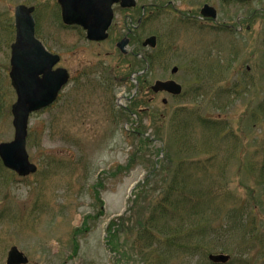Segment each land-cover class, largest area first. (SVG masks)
Segmentation results:
<instances>
[{"label":"rangeland","instance_id":"obj_1","mask_svg":"<svg viewBox=\"0 0 264 264\" xmlns=\"http://www.w3.org/2000/svg\"><path fill=\"white\" fill-rule=\"evenodd\" d=\"M137 1L146 6L149 20L158 17L130 39L133 53L151 56L144 78L149 83L172 78L182 85L183 96L158 94L145 103L148 96L141 93L127 102L131 81L107 87L113 76L145 67L143 60L122 56L115 47L126 32L124 16L137 17L139 9L116 10L109 38L96 43L87 41L80 28L63 25L57 0H0V143L14 136L16 95L9 72L18 4L36 7L38 38L60 55L57 66L70 74L56 103L30 117L27 152L36 173L20 178L0 160V264L12 246L28 257V264H147L135 239L153 204L180 159L192 157L201 169L208 155L181 152L175 144L172 119L182 110L189 118H221L217 121L240 140L235 151H212L211 177L194 187L210 192L201 205L208 208L212 229L235 225L225 209L231 201L252 203L245 187H255L259 207L252 212L251 227L257 230L238 229L221 247L230 249L223 252L234 264H264V179L257 172L256 184L246 166L251 159L264 165V0ZM204 2L216 8L218 22L234 30L189 27L188 13ZM151 34L158 36V47L143 48L141 42ZM173 66L179 68L174 76Z\"/></svg>","mask_w":264,"mask_h":264},{"label":"trees","instance_id":"obj_2","mask_svg":"<svg viewBox=\"0 0 264 264\" xmlns=\"http://www.w3.org/2000/svg\"><path fill=\"white\" fill-rule=\"evenodd\" d=\"M219 120V119H216ZM197 122L206 134V144L211 151H224L225 148H233L240 143V140L227 129V125L222 121L210 119H197ZM227 135H229L227 137ZM173 136L180 150H198V144L194 140L193 128L187 120L177 122L174 126ZM227 137V138H226ZM215 158L210 157L202 164L195 160L181 161L173 170L171 179L165 187L159 199L152 206L149 216L144 226L137 236L136 244L141 251H146L149 264H210L205 260V252L216 248L221 249L220 242H224L234 235L238 229H247L252 233L256 228L251 224L252 212L259 204L256 202L254 193L255 187H245L249 194H252V203L234 202L227 210L228 221H235V225H219L210 227V219L207 214L208 208L201 204L207 200L209 191L204 192L194 186H199L203 181L211 177L212 166ZM248 172L255 176L256 184L264 179V165L260 168L256 159H251L246 163ZM215 180L214 178H212ZM212 185H216L214 181ZM217 197V195H216ZM223 197L214 200L215 205H220ZM224 210V211H225ZM214 230V231H212ZM234 264V262L228 263ZM238 264H245L238 262Z\"/></svg>","mask_w":264,"mask_h":264},{"label":"water","instance_id":"obj_3","mask_svg":"<svg viewBox=\"0 0 264 264\" xmlns=\"http://www.w3.org/2000/svg\"><path fill=\"white\" fill-rule=\"evenodd\" d=\"M62 9V19L66 25H80L87 30L89 40H104L106 29L112 19L111 5L121 1L123 6H131L133 0H58ZM33 8L19 5L15 9L16 39L12 44L10 78L17 94V101L12 106L15 128L14 140L0 144V157L4 165L20 176L36 171V166L28 160L26 137L30 113L42 110L52 104L61 88L68 81L65 69L53 70L59 56L45 50L34 36V22L31 16ZM103 13V24L100 26V14ZM155 38L147 42L154 45ZM126 42L118 46L124 52ZM176 68L172 70L173 73ZM155 92L167 91L179 94L181 88L173 81H157L152 87ZM215 263H225L227 255H210ZM27 258L16 247L11 248L7 264H26Z\"/></svg>","mask_w":264,"mask_h":264},{"label":"flooded vegetation","instance_id":"obj_4","mask_svg":"<svg viewBox=\"0 0 264 264\" xmlns=\"http://www.w3.org/2000/svg\"><path fill=\"white\" fill-rule=\"evenodd\" d=\"M233 1H236L238 3L239 2L240 3H247V2H242L241 0H232V1L228 2V3H231ZM136 2H137V4L133 8H122L118 4L113 6V9H116V10L121 9L122 11L131 9L132 12H135L137 9L140 10V15L137 16V17H135L136 14H134V13L126 14L124 16V20L122 22V24H123V28L122 29L126 30L125 35L128 37L129 42H130V39H131L132 35L135 33V31L138 30L143 24H146L148 22L152 23V21L158 19V17L155 16L154 19L149 20V16L146 15V6L145 5L138 6V1L136 0ZM168 4L172 5L173 2L170 0V1H168ZM206 4L211 6L210 3L204 2L202 5L198 6V8L195 10V12L192 11L191 13H188L189 17L186 20V24L189 27H197L198 29H204V30H207V31H215V29H217L218 27L220 29H225V30H228V31H233L234 30V27H233L232 24L227 23V22H218L217 21V16L216 17H212V16H205L206 14H202L203 6L206 5ZM241 20H242V18H238V23L239 24L241 23ZM241 30H242V27L240 25L239 28H238V31H241ZM147 37H145L144 39H146ZM142 43H143V41L141 42V46L143 47ZM129 53L132 56H134L135 58L143 60L145 63L148 64V66L151 63V56H146L144 58L141 53H136L135 54V53L132 52L131 49H130ZM142 83H144V85H145V93H147L148 86L150 84H148L146 82V80H143ZM152 99H153V97L151 96L149 98V102H151Z\"/></svg>","mask_w":264,"mask_h":264}]
</instances>
